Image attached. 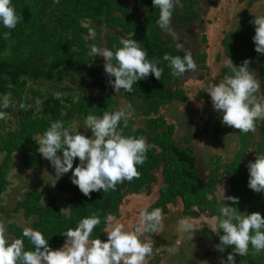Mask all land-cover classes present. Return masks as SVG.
Listing matches in <instances>:
<instances>
[{"label":"trees","instance_id":"16d2710c","mask_svg":"<svg viewBox=\"0 0 264 264\" xmlns=\"http://www.w3.org/2000/svg\"><path fill=\"white\" fill-rule=\"evenodd\" d=\"M237 1L247 2L246 11L235 33H227L219 42L220 49L230 54L236 66L248 61L249 72L259 77L260 86L255 96L264 97V54L257 53L252 39L255 35L253 21L257 15L248 12L258 0ZM140 3L141 11L137 12L124 0H12L21 20L11 30L0 25V100L4 94L10 93V107L5 110L8 115L0 119V152L4 154L0 159L1 201L4 200L3 193L12 183L10 175L17 154H21V165L26 169L43 165V156L37 151L39 137L51 122L62 120L71 131L75 121L84 125L89 114L102 117L105 112L125 110L114 94H95V90L87 86L90 81L100 78L96 56L91 55V47L95 46L97 40L91 43L86 37L89 28L83 26L85 22L91 21L96 35L104 33L103 39L110 49L121 46V37L137 40L147 50L148 58L158 61V66L163 68L160 80L150 74L133 85L132 92L121 89L133 108L142 110L146 116L145 125L137 128L136 121L131 120L125 110L127 126L124 127L123 120L120 125L123 134L137 138L148 136L147 142L152 145L145 163L137 166L140 172L138 179L118 183L115 190L94 191L89 197L68 178H63L57 183L58 193L44 192L42 189L27 190L24 200L14 208L15 213L23 209L28 220L33 217V229L44 234L52 249L63 247L66 237L62 234L93 214L100 217L101 223L96 226L90 239H106L107 232L121 219L125 207H131L126 198L144 192L152 194L155 185L160 183V197L148 210L160 208L163 218H168L171 208L180 205L183 207V217L196 218L210 212L218 217L219 223L222 202L218 190L226 182L229 183L231 196L239 198L236 205L225 200L228 206L237 207L242 215L259 212L264 216V193H257L248 187L246 163L247 154L253 148L256 155H264V121L261 125L258 120L255 122L254 132L241 133L236 129V139L241 147L234 156L226 159L222 153H215L211 164L202 169L203 164L199 163L192 147L176 139L178 127L168 119L167 109L185 104L189 95L185 88L176 87L181 76L173 74L164 56L182 57L185 50L177 48L173 43L174 38L161 34L163 31L157 23L160 12L152 0H141ZM198 5L199 0H180V9L177 7L173 11L172 19L177 18L180 12L178 19L181 27L184 20L192 22L200 17ZM104 26L109 31L104 32ZM5 33L10 35L6 36ZM203 34L199 37L201 47L195 57L198 72L209 69L206 62L210 41L205 40ZM245 48L249 50L245 51ZM222 74L223 77L232 75V71L225 66ZM12 116L16 120L8 122ZM206 123L204 130L209 133L211 125L208 118ZM78 164L79 158H76L73 167ZM67 204L69 208L64 209L63 206ZM0 212L10 216L3 205H0ZM109 215L114 218L113 221L107 220ZM218 223L216 228L201 231L205 239L213 241L216 246L220 244L219 235H223ZM8 226L11 235L24 239L25 250H35L31 241L22 237L24 227L21 224L12 221ZM125 230L130 231L127 226ZM234 251V247H225L220 251V264H224ZM233 254L235 264H264V250L257 252L251 244L247 255Z\"/></svg>","mask_w":264,"mask_h":264},{"label":"clouds","instance_id":"9594fccd","mask_svg":"<svg viewBox=\"0 0 264 264\" xmlns=\"http://www.w3.org/2000/svg\"><path fill=\"white\" fill-rule=\"evenodd\" d=\"M159 9L157 21L161 29L171 32L173 11L180 6V0H152ZM21 17L17 14L12 0H0V25L6 29H15ZM255 35L253 42L255 50L264 54V16H257L253 21ZM89 28L85 34L89 40L96 39V32L91 21L83 24ZM10 35V33H5ZM120 47L110 49L106 46H92L91 55L104 58V71L109 77V83L116 93L132 92L133 85L150 74L160 80L163 68L158 61L148 58L146 49L135 39L121 37ZM183 50L184 46L178 44ZM174 75L183 76L189 71H195L197 64L191 50L185 54L171 56L166 54ZM248 61L236 66L227 58L226 66L232 75H226L219 83L208 85L213 108L221 114L222 124L234 127L241 133L254 132L256 121L264 118V103L258 101L255 93L259 82L247 67ZM114 78V79H113ZM10 93L4 94L0 100V119H5L10 107ZM127 126L125 110L105 112L103 116L89 114L85 119L84 128L91 130V136L70 131L62 120L53 121L43 133L38 143L37 151L47 159L55 169L56 181L64 174L72 171L71 182L79 190L89 196L92 192L115 190L118 183L132 181L140 177L138 165L147 160V152L152 147L145 137H131L123 134L121 121ZM79 158V164L74 168V161ZM249 179L248 187L264 193V155H256L255 161L247 165ZM222 207L218 229L220 244L216 247L223 251L225 247H234L233 253L244 256L248 254L249 245L257 252L264 250V216L259 212L242 215L235 206L239 203L235 196H225L222 190L220 196ZM109 215L108 221H113ZM163 219L162 210L154 208L149 211L144 208L140 212V222L134 230L126 231L122 223L111 226L106 239H90L96 226L101 223L100 217L93 214L79 221L75 228H68L62 235L66 237L65 245L52 249L44 234L30 227H25L22 237L27 238L35 246V250H25L24 239L9 240L6 227L0 222V264H146L152 255L153 244L142 239L145 233L155 232ZM179 230L194 232L196 226L188 219L179 221ZM230 253L224 264H235V256Z\"/></svg>","mask_w":264,"mask_h":264},{"label":"rangeland","instance_id":"374dc122","mask_svg":"<svg viewBox=\"0 0 264 264\" xmlns=\"http://www.w3.org/2000/svg\"><path fill=\"white\" fill-rule=\"evenodd\" d=\"M217 1L218 5L216 7H212L211 11L208 10L209 15H206V17L216 15V13L218 15L214 21L209 19V21L206 22L207 24H205V30L207 33L205 32L206 34H203L206 36L204 39L206 40L207 38L208 42L210 41L207 47L208 57L206 62V65L209 69H200L198 72V65L195 70L196 75L194 77L192 76L193 74L191 71L179 77L176 87L185 88L188 92L189 99L185 104L180 103V106L178 107L177 105H173V108L169 107L170 109H167L170 123L176 122L179 125L180 122H183L182 119L183 115L185 114L187 115H185L186 118L188 117V121L194 123V127L190 128V130H193V132L196 133V147L194 150L195 154L201 157L204 168L211 164L212 157L215 153H222L223 157L226 159L229 157L232 158L237 150L241 147L239 140L236 139L237 130L234 127L222 124L221 114L214 110L212 100L209 93L207 92V89L209 83H219L224 78L222 69L226 66V61L227 58H230V54L226 50L220 49L219 42L225 37L227 33L234 34L238 29L240 19H242V16L246 11L247 2L240 3L237 0ZM248 12H251V14L257 16H263L264 0H258L255 2L254 6ZM209 38L212 39L209 40ZM244 50L247 51L249 49L245 48ZM103 60L104 59L102 57L101 62ZM255 78L259 80L257 75ZM94 90L95 94H99L97 89ZM79 93L80 91H78V94ZM257 99L259 102L264 103V97L260 96ZM131 110L135 112V114L139 116L140 119H142L140 116L141 111H134L135 108H131ZM180 117L182 118L181 120ZM207 118L209 125H211V131L209 133H206L204 130L207 124ZM15 120L16 117L12 116L9 118L8 122ZM184 120L187 121V119ZM263 121L264 118L258 119V123L260 125ZM80 123L81 122L76 121L75 127L72 131L78 128V131L87 134L85 129H81L82 126H80ZM199 127L200 129H198ZM88 133L89 136H91V132L88 131ZM183 137L186 143L190 142L192 138L190 134H187ZM181 141L183 142L182 139ZM255 153L256 151L254 148L249 150L246 163L255 160ZM55 176V169L47 159H45L43 168L38 171H29L25 170V168L21 165L19 155L16 156L15 163L11 170L12 184L9 188L10 190L4 195V200H2V203H4L8 209V213L10 214V216L3 222L7 229V237H10V233L8 232V224L12 221H18V223L22 226L33 229L32 220L26 219L22 213L13 214L12 212V209L17 204L18 198L23 195V191L30 185L31 187H45L46 192H51L50 188H52L55 184ZM160 184L155 185L152 194L144 192L143 194L127 197L125 201L127 204L131 205V207L128 205L125 207V212L121 216V219L116 223H122L124 226H127L130 231L133 230L134 226L140 222L141 210L144 208H149L159 197ZM222 190L225 196H231L228 182L219 187V198L222 195ZM141 200L144 201V204ZM182 211L183 207L180 205H178V207L176 206L175 208H171L170 212L168 213V218L162 219L157 231L154 233L150 232L144 234L143 239H146V242L153 244V252L151 255L150 264H157L159 261L158 258L163 264H203L202 257L204 253V247L205 245L210 246V240H206L205 235H203L201 231L204 232V230L208 228L213 229L212 227H214L215 224L213 225L212 223H207L203 219L205 216L202 214L196 218L183 217ZM181 219H188L196 226V230L194 232H182L179 230L178 225ZM192 234L198 239V248L195 247L193 250L194 252L191 251L192 247L188 248L187 246L193 243V240L190 239V237L193 236ZM200 235L202 236L200 237ZM185 247H187L189 250ZM183 249H186V252L183 251ZM243 264H246V262Z\"/></svg>","mask_w":264,"mask_h":264},{"label":"flooded vegetation","instance_id":"af4514ba","mask_svg":"<svg viewBox=\"0 0 264 264\" xmlns=\"http://www.w3.org/2000/svg\"><path fill=\"white\" fill-rule=\"evenodd\" d=\"M140 2H141V0H139V10L137 12L141 11V8H140L141 7L140 6L141 3ZM217 5H218V1L217 0H199V5H198L197 9H198V12L200 13V17H198L197 19H194L192 22L189 21V20H184L183 21V26L181 27L180 20L178 19L179 18V15H180V12H178L177 18H173L172 19V22H171V32L162 29L163 33H161V34L164 37L174 38V42L173 43L176 44V45L182 44L184 46L183 49L185 51L191 50L193 52V58H194V60L196 62V58L195 57L198 54V51H199V49L201 47V41L199 40V37L201 36V34H203L204 32H206V30H205V24H207L206 22H208L209 19L214 21L216 19V17H217V13H216V15H211L210 17H206V15H209V11L208 10L211 11V8L212 7H216ZM178 9H180V6L178 7ZM105 31H109L106 26H104V32ZM104 37H105L104 33L99 34V35H96L97 43L95 44V46H106L107 47L108 46V43H107L106 40L103 39ZM90 42L92 43V40H90ZM101 58L102 57H100V56H96V59H95L97 61V65H98V69L97 70H98V74H99V78L100 79L97 80V81H90L87 84V86L90 89H97L99 95H102V94H105V95L106 94H114L117 97V99L119 100V105L121 107H123L127 111V114L129 116V118L131 120L133 119L134 121H136L137 128L142 127L143 125H145L144 121L146 119V116L143 115V111L142 110H138V111H141L140 112V116L142 117V119H140L139 116H137L135 114V112H133L131 110V108H133V104L131 102H129V99L128 98H126V97L123 96V94H122L123 92L121 91V93H116L114 91L112 85L109 83V77H108V75L104 71V63H105V61L103 60L101 62ZM196 64L198 65V62ZM191 73L192 74H195V71H191ZM134 111H137V110L135 109ZM185 115H183V119L180 117V120L182 119L183 122H180L179 125L175 122L176 125H177V127H178L177 128V131H176V139L179 141V143H184V144H186L185 146L192 147V149L194 150V148L196 147V144H195V134L196 133H194L193 130H190V128H193L194 127L193 126L194 123L193 122L192 123L189 122L188 121V117L186 118L187 115L186 116ZM184 119H187V121H185ZM75 122L72 125L73 127H72L71 131L75 127ZM80 126H82L81 129H83V130L85 129L83 124L80 123ZM88 131L91 132V130L88 129V130L85 131V132H87V135L89 136ZM78 132H80V131H78ZM187 134H190L192 136L191 141L188 142V143H185L184 141L182 142L181 139L184 140V137L183 136H186ZM145 138L148 139V136H145ZM194 152H195V150H194ZM3 155L4 154L0 152V159L3 157ZM17 155H19V157L21 158V154H17ZM43 159H44V163H43V165L40 168L37 167V168H33V169H26L24 167L25 170H29V171H38V170H40L41 168H43V166L45 164V158L43 157ZM198 159H199V163L202 165V159H201V157L198 156ZM0 163H1V160H0ZM202 169H205V168L202 167ZM71 176H72V171L70 170L68 173L64 174L59 180L56 181V178H55V184L53 185L52 188H50L51 192L58 193L59 191H58V189L56 187L57 186V183L60 180H62L63 178H68L69 181L71 182ZM11 184L9 185V188H10ZM33 189H42L44 192H46V188L45 187H37V186H32L31 187V186H28L23 191V195H21L18 198L17 204L15 205V207L18 205V203L20 201H23L24 200V197L26 195L27 190H33ZM9 190L10 189H8L5 193H3V196ZM159 190H160V187H159ZM67 194L70 195L69 192H67ZM0 205H3L5 207V209L8 211V209L6 208V206L4 205V203H2L1 200H0ZM63 207H64V209H67V208H69V205L67 204L66 206H63ZM14 208L12 209L13 214H19V213L21 214L22 213L24 215V213L22 212L23 209L20 212L15 213ZM6 217L8 218L7 214L0 212V219H1L0 222L3 223L5 221V219H6ZM24 217H25V215H24ZM32 219H33V217L31 219H29V220H32ZM8 232H9V226H8ZM8 238L9 239H13V240L16 239L11 234H10V237H8Z\"/></svg>","mask_w":264,"mask_h":264},{"label":"crops","instance_id":"0c3cea01","mask_svg":"<svg viewBox=\"0 0 264 264\" xmlns=\"http://www.w3.org/2000/svg\"><path fill=\"white\" fill-rule=\"evenodd\" d=\"M202 215L205 216V218H203V219L207 223H212L213 225L215 224L214 227L211 226L212 228H216L217 223H218V217L216 218V216H212L210 214V212L202 213ZM201 236L202 235H200V237ZM142 239H143V237H142ZM190 239L193 240V243L192 244H189L187 246H188V248L192 247V250L191 251L194 252L193 250L195 249V247L198 248V245H197V240L198 239L194 235L192 237H190ZM214 247H216V244L213 241L210 242V246L205 245V247H204V253H203V257H202L203 264H220L221 263L220 250L218 248H216V251H215ZM185 248H187V247H185ZM183 251L186 252V249H183ZM147 259L148 260L146 261V264H150L151 263V256H149ZM157 264H163V263H161V261H158Z\"/></svg>","mask_w":264,"mask_h":264},{"label":"water","instance_id":"95a60500","mask_svg":"<svg viewBox=\"0 0 264 264\" xmlns=\"http://www.w3.org/2000/svg\"><path fill=\"white\" fill-rule=\"evenodd\" d=\"M124 2L133 10H139V0H124Z\"/></svg>","mask_w":264,"mask_h":264}]
</instances>
